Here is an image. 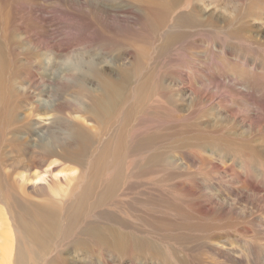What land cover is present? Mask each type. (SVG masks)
<instances>
[{"label": "rangeland", "instance_id": "rangeland-1", "mask_svg": "<svg viewBox=\"0 0 264 264\" xmlns=\"http://www.w3.org/2000/svg\"><path fill=\"white\" fill-rule=\"evenodd\" d=\"M137 1L98 7L88 0H0V186L13 159L38 151V133L52 142L47 134L61 128L68 144L77 142L71 131L51 124L56 118L77 117L89 127L91 140L78 141L82 159L86 148L101 147L93 134L101 143L107 138L81 113L52 109L62 84L52 75L53 61L86 47L108 56L112 66L76 77L94 88L104 70L114 83L126 79L127 108L120 112L129 119L125 150L113 159L122 166L119 187L82 222L111 225L131 241L121 253H68L65 264H264V0H182L161 22L159 13ZM43 53L50 60L45 77L37 66ZM13 102L15 115L4 121ZM36 123L46 129H34ZM115 124L109 135L122 126ZM29 130L32 137L25 138ZM54 172L67 171L59 163ZM34 194L48 199L46 190ZM6 197L0 189L14 261L18 240ZM29 250L25 264H58L52 254L43 258Z\"/></svg>", "mask_w": 264, "mask_h": 264}, {"label": "bare ground", "instance_id": "bare-ground-1", "mask_svg": "<svg viewBox=\"0 0 264 264\" xmlns=\"http://www.w3.org/2000/svg\"><path fill=\"white\" fill-rule=\"evenodd\" d=\"M88 1L91 4L96 3L98 7H103L110 2V0ZM180 1L182 0H168L167 3L162 4L160 0H138L136 3L140 2L143 7L148 6L151 11L159 13L161 22L165 16L180 6ZM190 21L192 20L190 19ZM42 57L37 61V66L45 77L44 70L45 67L49 66L50 60L45 53ZM2 66L3 58L0 46V74ZM88 82H84L82 77H75L71 83L60 84L55 95L56 103L52 109L61 115L66 113V110H70L71 113H81L88 121L97 123L100 126L98 128H101V137L107 138H103L101 143L98 141L99 133L93 134L101 147L95 151L86 148L87 158L82 159L85 153L79 150L78 141L82 139L91 140L87 131L89 127L84 123L82 124L81 119L77 117L68 118L63 115V118H56L51 124H60L64 131H71L72 138L77 141L75 144L66 142V134L61 128L47 134L52 138V142L42 131L41 134L38 133L33 147L38 150L37 152H32L27 159H13L11 161L9 165L12 168V173L10 177L8 175L9 178L0 186V189L7 193L6 206L11 207L15 212H12L10 219L16 232L15 239L18 240V246L16 259L13 261L11 254L14 236L11 225L8 223L4 211L0 208V264H25L27 249H30L29 251L33 256L45 258L52 254L50 257L58 260V264H65V255L71 252L84 255H94L98 251L121 253L129 244L130 235L115 229L111 225L106 224L102 227L93 220H88L85 224L82 222V220L86 221V219L93 217L89 212L92 207L109 203L111 196L119 187L123 173L122 166L118 159H113L116 156H122L125 150L123 147L126 143L123 144V142L125 137L127 139V133L124 127H126L125 120L128 121L129 119L126 111L120 112L123 106L127 108V102H125L126 79L115 80L114 83L108 77V72L104 70V75L97 77V88ZM3 91L0 88V95ZM6 91L14 94V89L11 86H8ZM22 92L27 93V91ZM43 92L41 89V96ZM30 100L31 98L26 99V101ZM84 100H87L88 103H84ZM16 102H13L11 108L3 115L4 121H7V117L15 115ZM3 103L0 101V106ZM37 104L45 107L41 102L37 101ZM47 107L49 109L48 105ZM8 112L11 113L7 115ZM116 120H120L122 126L114 134L109 135L108 129L116 125ZM33 128L46 129L44 125L39 123H36ZM29 136L32 137L30 130L24 137ZM44 142V145L39 146L40 143ZM115 142L117 143L116 146L113 144ZM23 147L26 153L27 147ZM49 159H53V161L50 162ZM46 162L50 164L43 171L28 173L35 168L34 165L43 166ZM59 163L64 166L66 173L54 172V167ZM20 169L25 172L12 175L14 171ZM12 177L16 179L13 183L10 179ZM15 182H18L20 190L18 192H14ZM27 187H30L33 192L25 193L24 190ZM42 190L48 192V199L36 198L34 192ZM94 215L97 214L94 213ZM67 239L70 240L69 244L71 245L69 250L64 244ZM88 242L94 243L96 247H90ZM52 243L54 246L51 250ZM85 243L88 246H85Z\"/></svg>", "mask_w": 264, "mask_h": 264}, {"label": "clouds", "instance_id": "clouds-1", "mask_svg": "<svg viewBox=\"0 0 264 264\" xmlns=\"http://www.w3.org/2000/svg\"><path fill=\"white\" fill-rule=\"evenodd\" d=\"M53 63L52 75L62 83H71L78 75L91 78L95 70L112 66L108 56L101 52H91L86 47L69 52Z\"/></svg>", "mask_w": 264, "mask_h": 264}]
</instances>
